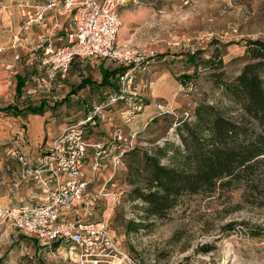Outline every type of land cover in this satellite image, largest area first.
<instances>
[{
  "label": "rangeland",
  "instance_id": "obj_1",
  "mask_svg": "<svg viewBox=\"0 0 264 264\" xmlns=\"http://www.w3.org/2000/svg\"><path fill=\"white\" fill-rule=\"evenodd\" d=\"M118 2L121 24L116 43L150 47L156 56L138 69L136 83L144 107L129 122L120 117V126L133 127L121 130L127 143L110 145L113 155L121 146L120 161L108 160L100 170L86 167L88 218L103 221L137 264H264V195L244 184L184 197L158 214L149 212L139 197L147 191L144 154L157 147L181 146L177 127L193 118L199 104H213L235 120L241 116L238 105L215 81L232 80L248 61V40L264 39V0ZM46 3L0 0V109L11 107L0 111V210L5 214L26 206L24 182L36 179L29 176L15 186L22 167L18 157L24 155L32 165L43 157L62 120L63 95L70 86L68 75L49 81L40 66L45 46L59 44L70 27L68 14L59 9L46 10L38 18L36 5ZM16 75L25 80L19 95ZM153 81L164 98H149ZM158 102L171 112L160 113ZM143 109L149 116L137 122L134 117ZM45 110L52 116L42 122L28 118L41 117ZM45 128L50 133L41 138ZM85 131L88 141L92 131ZM159 161L168 163L164 157ZM78 260L71 242L43 244L16 229L10 214L0 218V264H79Z\"/></svg>",
  "mask_w": 264,
  "mask_h": 264
},
{
  "label": "built area",
  "instance_id": "obj_2",
  "mask_svg": "<svg viewBox=\"0 0 264 264\" xmlns=\"http://www.w3.org/2000/svg\"><path fill=\"white\" fill-rule=\"evenodd\" d=\"M118 4V0H51L48 3L47 7H59L70 14V27L64 38L59 44L48 43L42 53L40 66L49 81L56 75L64 76L76 56L118 60L124 64V69L119 74L116 92L107 102L93 106L85 118L68 123L52 137L36 165H31L24 155H19L22 167L15 186L32 176L49 187L46 201L6 214L0 210V218L10 214L16 229L33 235L43 244L58 239L74 244L79 264H137L122 250L103 221L88 218V182L83 172L87 157H90L92 170L102 169L108 160L120 161L123 154L121 146L113 155L108 143L89 144L84 128L96 117L101 118V112L117 102L121 103L122 119L129 122L144 107L136 83L138 69L146 68L156 56V51L150 47L133 49L130 45L116 43L121 24L116 9ZM42 14V9L36 12L38 18ZM156 107L160 113L171 112L167 105L159 102ZM113 139L118 144L127 143V137L120 131L114 134Z\"/></svg>",
  "mask_w": 264,
  "mask_h": 264
},
{
  "label": "trees",
  "instance_id": "obj_3",
  "mask_svg": "<svg viewBox=\"0 0 264 264\" xmlns=\"http://www.w3.org/2000/svg\"><path fill=\"white\" fill-rule=\"evenodd\" d=\"M246 47L248 61L240 72L230 81H215L238 105L239 119L201 103L193 118L177 127L181 146L157 147L144 154L147 191L139 197L149 212L158 214L184 197L241 184L264 195V39H249ZM16 79L19 95L25 80L20 75ZM85 84L82 80L78 87ZM163 157L169 164L160 163Z\"/></svg>",
  "mask_w": 264,
  "mask_h": 264
},
{
  "label": "crops",
  "instance_id": "obj_4",
  "mask_svg": "<svg viewBox=\"0 0 264 264\" xmlns=\"http://www.w3.org/2000/svg\"><path fill=\"white\" fill-rule=\"evenodd\" d=\"M51 0H47L46 4L36 5V12L39 9H42L43 13L46 10L55 9L58 10L61 14H68L70 18V14L57 7V8H49L47 7L48 3ZM67 33V32H66ZM65 33V35H66ZM124 67H117L116 63L109 58H82V57H74L70 63L69 69L64 76H60L64 78L67 76V82L70 86L66 88V92L63 95V107H62V120L59 125L51 133L50 137H54L57 135L68 123L77 122L85 118L87 112L95 105L105 103L107 100L116 92L118 87V77L119 74L123 71ZM109 74V75H107ZM77 77V79H76ZM71 78V79H69ZM82 80H86L87 84L83 87L79 88L78 85ZM66 81V80H65ZM76 82V83H75ZM74 83V85H73ZM153 83V84H152ZM155 82H151V86L149 88L148 96L150 99L155 100V98H164V91L162 89L154 88ZM171 88V87H170ZM169 87L167 88L170 89ZM173 89V88H172ZM171 93L169 92L168 95ZM167 95V96H168ZM170 97V96H168ZM121 103L117 102L110 105L108 108L103 110L101 116V121L99 117H96L95 121L89 123L85 126L84 129H88L92 131L91 138L88 139L89 144H93L96 142L108 143L109 145H114L117 142L114 141L113 137L115 133L120 131L122 133V128L129 127L132 129L133 127L129 125L120 126V117L121 111L119 109ZM146 108V107H145ZM144 111L138 113L134 120H146L149 116L146 113V109ZM52 116L48 110L42 112V116L39 117L38 114H34L32 118L29 116V119H33L36 122H42L46 117ZM133 120V119H132ZM86 132V131H85ZM47 132V128L42 130L41 138L45 134H49ZM123 134V133H122ZM87 137V135H86ZM88 150H91L89 147ZM32 165L33 162H30ZM90 166L89 157L86 158L83 172L85 177L86 167ZM87 181V180H86ZM36 182V184H35ZM25 181L23 188V195L27 199L25 204L26 206L34 204V202L39 199L41 202H45L48 194V186H40L38 185V181Z\"/></svg>",
  "mask_w": 264,
  "mask_h": 264
}]
</instances>
